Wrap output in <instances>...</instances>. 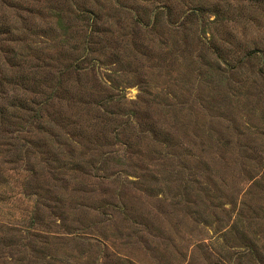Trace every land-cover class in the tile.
I'll list each match as a JSON object with an SVG mask.
<instances>
[{"label": "rangeland", "instance_id": "rangeland-1", "mask_svg": "<svg viewBox=\"0 0 264 264\" xmlns=\"http://www.w3.org/2000/svg\"><path fill=\"white\" fill-rule=\"evenodd\" d=\"M0 264H264V0H0Z\"/></svg>", "mask_w": 264, "mask_h": 264}, {"label": "trees", "instance_id": "trees-1", "mask_svg": "<svg viewBox=\"0 0 264 264\" xmlns=\"http://www.w3.org/2000/svg\"><path fill=\"white\" fill-rule=\"evenodd\" d=\"M193 11V12H192ZM198 9L196 8V9H191V12H192V14L195 16H198ZM24 92H25V89H24ZM35 114H36V111H35Z\"/></svg>", "mask_w": 264, "mask_h": 264}]
</instances>
